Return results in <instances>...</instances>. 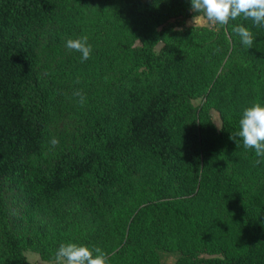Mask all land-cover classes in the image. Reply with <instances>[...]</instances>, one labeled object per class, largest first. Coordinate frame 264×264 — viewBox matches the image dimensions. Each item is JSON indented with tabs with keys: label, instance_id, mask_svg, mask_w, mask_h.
Wrapping results in <instances>:
<instances>
[{
	"label": "trees",
	"instance_id": "16d2710c",
	"mask_svg": "<svg viewBox=\"0 0 264 264\" xmlns=\"http://www.w3.org/2000/svg\"><path fill=\"white\" fill-rule=\"evenodd\" d=\"M195 17L190 0H0V264L58 263L62 243L264 264V158L229 139L264 106V27ZM83 36L81 62L66 41Z\"/></svg>",
	"mask_w": 264,
	"mask_h": 264
},
{
	"label": "clouds",
	"instance_id": "9594fccd",
	"mask_svg": "<svg viewBox=\"0 0 264 264\" xmlns=\"http://www.w3.org/2000/svg\"><path fill=\"white\" fill-rule=\"evenodd\" d=\"M190 4L191 10L196 14L202 13L211 25L226 26L229 21L243 17L245 20H251L254 26L264 27V0H190ZM232 31L239 36L242 45L252 47L254 39L251 31L243 25L233 26ZM87 39L83 36L66 41L67 49L81 54V62L91 56L92 48ZM73 95L79 98L78 102L83 106L84 94L77 89ZM237 138L242 140L245 149H252L257 157L264 158V106L259 102H254L243 110L239 131L229 136V139L236 143ZM50 143L55 147L59 140L54 137ZM261 162L259 159L256 161L257 164ZM55 258L63 264H109L107 254L99 247L90 249L75 243L60 244Z\"/></svg>",
	"mask_w": 264,
	"mask_h": 264
},
{
	"label": "rangeland",
	"instance_id": "374dc122",
	"mask_svg": "<svg viewBox=\"0 0 264 264\" xmlns=\"http://www.w3.org/2000/svg\"><path fill=\"white\" fill-rule=\"evenodd\" d=\"M187 25H205L209 27H215L216 25H211L206 18L204 17H195V18H190L186 20ZM161 47V44L157 47V50ZM199 103L198 100L194 101L193 104L197 105ZM212 120L214 124L216 125L217 128L220 127V122L218 120V117L215 112H211ZM26 260L28 264H63V262H58V263H51V262H46L40 259V257L36 253L32 252H26L25 254ZM160 257L161 261L165 264H172L175 261V256L168 254L166 252H160Z\"/></svg>",
	"mask_w": 264,
	"mask_h": 264
}]
</instances>
